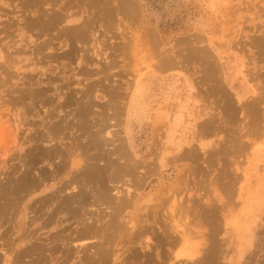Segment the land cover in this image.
Instances as JSON below:
<instances>
[{
  "label": "rangeland",
  "instance_id": "obj_1",
  "mask_svg": "<svg viewBox=\"0 0 264 264\" xmlns=\"http://www.w3.org/2000/svg\"><path fill=\"white\" fill-rule=\"evenodd\" d=\"M24 1L0 0V64L5 62L9 66L7 71H12L14 74L16 73L15 75L25 73L33 79L42 78L41 80L44 79L45 82L48 77L55 76L58 78L57 84L60 85L59 91L62 90V93L64 91L62 95L66 92L74 99L81 98L76 100L85 101L86 96L83 97V91L89 87L86 98L90 101V105H93V107L89 106L91 108L89 122L99 123L98 128L103 127L102 135L108 142L99 154L92 146H90V150L88 147L84 149V153L78 154L75 158L79 159L81 165L82 162H86L89 167L98 166L101 169L104 162L100 160H105L101 159V152L107 153L114 145L118 144V147L125 146L130 158L138 164L132 175H120L118 180L113 183L107 182L108 172L103 168V176L106 180L104 182L106 186H109L107 187L110 188L111 195L116 194L113 184L124 193L132 191L136 195V205L126 209L119 218L120 223L123 224V230H116V232L121 233L120 235L107 227L109 210L106 212V205L102 204L104 210L101 205V207L95 206L96 210L93 206L86 207V209L88 208L86 211L90 212V215L96 211L97 215L92 214V216L102 217L104 225L102 224L100 227L101 231L113 235L110 238L113 237L116 240L112 238L113 244H109L115 248V254L108 264H149L147 258L143 256L148 251L154 263L189 264L192 260L189 262L188 256L194 254L196 250L200 254L206 248L207 242H210L208 240L213 232L218 234L217 241H220V244L224 243L217 250L222 263L216 260L215 264H240L250 260H252L251 264H261L260 261H264L262 258L264 252L258 251V255L254 259H250L249 256L252 255L251 250L254 247L247 245L250 241L249 234L260 232L264 225V54L261 52L263 54L261 55L258 52L259 48L251 44L259 37H261L260 39L264 38V0H133L136 5L137 20L143 22L142 25L139 21L125 19L122 15L117 17L109 27L107 23H101L99 20V23L94 26V31L91 30L93 33L89 32L91 39L87 41V44L85 42L86 46L84 43L83 46L82 43H79V46L78 43H75L77 55L71 59L59 55L61 58L55 62L48 55L56 53L55 51L62 54L66 50L62 39L57 38L58 29L49 33V37L53 38L54 45L56 44L55 51L44 49L42 54L36 53L33 39L36 40L37 35L27 31L24 28L25 24L21 21L23 18L29 19L33 16L29 7L27 9L26 5H23L27 3ZM57 2V8L62 7L61 9H63L62 1L57 0ZM85 4V13L82 8L83 4L81 6L72 4L69 7L71 22L68 19V25L80 24V18L83 15L88 16L87 11L89 14L91 12L96 15V9L93 11L92 8H88L89 5L91 7V4ZM47 8L45 6L42 10ZM92 14L90 16H93ZM138 22L142 28L138 26ZM11 23L15 25L11 26ZM3 25L9 29L5 31L2 28ZM145 25L153 32L151 37L147 31L145 32ZM7 32L13 34H6ZM30 35L33 36L32 39H29ZM47 36L40 38L38 36L37 43L47 41ZM189 41L191 44L186 43H190ZM192 44L195 49L193 55H201V59L206 57L207 60L213 62L216 86L212 85L213 81L205 80L203 61L201 59L198 61L195 57L192 61L190 60L189 56L191 57V55L188 53L191 51L189 47H193ZM192 47L191 49H193ZM81 52L86 55L84 59H89L88 66L86 67L84 64V68L91 71V73L88 72L89 75L79 73L80 69H83V63L79 62H81L82 56H85ZM12 63L14 66H11ZM83 70L85 71V69ZM140 80H144L147 84L149 88L147 93L145 84L139 83L136 86ZM5 81H7V77L0 75V117H3L0 119V123H4L7 119L12 120V112L8 110L9 105H7L9 99L7 90L10 82H7L9 84L6 86ZM188 81L194 82L198 88L196 94L202 103L201 108L191 110L195 114L177 113L176 109L165 108V104H169L177 94L185 92L184 89ZM145 94L148 108L143 110L144 114L132 113L130 109L131 97V104L134 103L135 108L138 109L143 107L142 102H138V98L141 99ZM258 94H261L263 99H260ZM58 98L55 99L56 102ZM250 98H253L252 101ZM252 103L255 109H253ZM234 104L236 107L232 106ZM248 104L251 105V110L255 112H253V116L256 115V117L248 116L247 118L248 113L246 112L250 110ZM229 105L233 107H230L231 110L236 108L234 110L236 114L228 115L226 107L229 108ZM241 106L247 108L243 109ZM242 109L246 117L241 112ZM57 110L51 109V114L54 115L52 122L57 117L55 122L59 121L60 115L64 116L63 113L59 115V109L57 108ZM67 111L70 110L68 109L64 113L66 114ZM136 111L139 112V109ZM41 112L45 115L44 109H41ZM200 112H204L205 115H200ZM237 112H240V115H237ZM33 117H28L29 121ZM68 117L72 118V114L69 113ZM237 118L240 119V122ZM72 120L71 122H73ZM30 122L34 123L33 120ZM35 123H38L37 119ZM217 124L220 125V129L223 128L221 133L210 134L208 130L216 126L218 128ZM93 129L95 130L96 127ZM79 132L76 130L73 132L77 136L76 138H79L77 139L79 144L90 145V137ZM251 134H254L253 137ZM67 139L68 137L65 141ZM222 142L225 143L221 144ZM49 145L46 144L45 147ZM56 146L61 145L56 143ZM215 148L219 152H216ZM24 153L25 151L18 152L16 155L19 157ZM205 153L209 156H206ZM115 156L114 158H116ZM98 158L100 159L98 160ZM57 160H53V163L56 164ZM19 163V160L15 159L8 164L9 169H1L0 178L5 175L9 176L8 172H11L13 164L20 168ZM37 164L34 172L38 171V167H42V165L45 170H48L46 163L37 162ZM79 168H75V170ZM141 177L144 179L142 180ZM137 179L142 180L141 184L137 185L136 181H140ZM231 181H234L232 183L234 185H231ZM92 187L91 184H84L80 188L87 191L86 193H90L91 190H95ZM72 189L74 190L73 187H68L63 194L73 191ZM230 189L231 191H229ZM210 200L212 201L210 202ZM31 202L26 201V206ZM173 203L176 205L175 207ZM205 206H208V209L207 207L205 209ZM99 208L102 209V212ZM203 209L204 211L211 209L212 214L203 212ZM198 211H201V214ZM218 213L221 216L216 215ZM60 215L56 221L57 225L60 224L59 222L62 223L59 225L60 229L50 225L48 226L50 229L39 230V236L42 237L39 238L40 245L49 243V237H54L58 232L60 235L62 231V234L73 233L72 235H74L73 231L78 230V227L81 228L82 221L79 223L74 219L67 221L66 216ZM30 217H34V213H31ZM88 217L89 215L84 217L85 222L91 223L93 219ZM37 222L39 223L35 228L41 227L40 221ZM219 225L222 228L219 229ZM143 229L145 234L141 235ZM172 230H185L184 232H186L185 239L177 246L171 245L166 239V234L170 235ZM40 233H43L42 236ZM258 234L262 236L264 232ZM100 236L102 238V235ZM100 236L91 239L92 244L89 246L93 247L95 240L101 242L103 239L99 238ZM88 240L77 239L76 243L71 245L74 255H71L73 258L71 257L69 262H64L62 254H56L57 263L82 264L80 255L84 257L88 253L87 255L92 256L96 250L95 247L83 250L82 244L89 242ZM263 248L264 246H259L258 250ZM198 253L197 256L192 255L193 259L199 256Z\"/></svg>",
  "mask_w": 264,
  "mask_h": 264
},
{
  "label": "bare ground",
  "instance_id": "obj_2",
  "mask_svg": "<svg viewBox=\"0 0 264 264\" xmlns=\"http://www.w3.org/2000/svg\"><path fill=\"white\" fill-rule=\"evenodd\" d=\"M61 1H62L61 2L62 5L64 7L63 9H61L62 7L59 9L57 8V5H58L57 0H25L24 3L25 2H27V3L23 4L24 6L26 5L25 8L27 7V9H28V7H29V10L33 14V16L31 18H29V19L23 18L21 21H23V23L25 24V26L24 25L23 26H24V28H26L27 31L34 33L35 36L37 35V39L36 40L33 39V43H35L34 44V47H35L34 51L36 53L39 52L40 54H42L44 49L51 50L52 52L55 51V45L56 44L54 45L53 38L49 37L50 36L49 33L51 31H54V29H58L57 38L62 39V42L64 44L63 46L66 48V50L62 54L57 53V51H55L56 53H54V52L51 54L48 53L49 54L48 57L51 60H53V62L58 61L61 58V56H59V55H62L65 58H69V59H71V57H74V55H77V53H76L77 50L74 47L75 43H78V46H79V43H82V46H83V43L85 44V42L87 44L88 43L87 41L89 39H91L90 37H91V33H93V31H94V26L97 25L96 23H99L98 22L99 20L101 21V23H104V24L107 23L108 27L120 15H122V17L124 16L125 19H130L131 21H139V20H137V14L135 11L136 5H135V2L133 0H89V1L88 0H61ZM85 3L91 4V7L89 5L88 8H92L93 11L96 9L95 10L96 15L94 13L92 14L91 12L89 14V12L87 11L88 16L83 15L80 18V24L75 25V26L68 25L67 24L69 22L68 19H70V22H71V16H70L69 11H68L69 7H71L72 4L73 5L74 4L79 5V6H81V4H83L82 8H83V12H84V9H85L84 4ZM45 6H47L48 8L45 10H42V8H44ZM137 8H138V6H137ZM80 10H81V7H80ZM85 11H86V9H85ZM91 14L93 16H90ZM139 22H138V26H139ZM5 23H6V21H5ZM142 23H141V25H142ZM2 24H3V22H2ZM104 24H102V25L105 26ZM8 25L10 26V23H8ZM13 25H15V24H12L11 26H13ZM107 25H106V27H107ZM3 26H2V28H4L5 31H7L9 29V27H7V26L3 27ZM145 26H143V27H145ZM139 27H141V26H139ZM24 28L22 27L23 30H24ZM144 29H145V32L147 31L148 35H150V37H151L153 32L150 29H148L147 26ZM91 30H93V31H91ZM90 31H91V33H89ZM142 31H143V29H142ZM257 31H258V28H257ZM12 32H14V31H12ZM12 32H10V33L7 32L6 34H8V33H9V35L13 34ZM140 33H141V31H140ZM147 33H146V35H147ZM38 36H39V38L41 36H47L48 37V38H46L47 41L44 40V42H42V43L41 42L37 43V40L39 39ZM32 37L33 36L30 35L29 39H32ZM137 37H139V36H137ZM5 38H6V36H5ZM260 38L261 37L257 38V40L251 44L257 46V48H259V50H260L258 52L261 55H263L264 54V40H263L264 38L263 39H260ZM251 40H254V39H251ZM143 42H141V43H143ZM186 43L191 44V42L190 43L186 42ZM86 44H85V46H86ZM191 47H189L191 50L190 53H188L189 51L187 52L189 55H191V57L189 56L190 60L192 61L195 57L198 61H200V59L202 58L201 55H193L194 54L193 50H195L194 45L192 47L193 49H191ZM198 51H195V52L198 53ZM203 51H205V50H203ZM20 52H21V50H20ZM261 52H263V54ZM197 53H195V54H197ZM81 54L85 55V53H82V52H81ZM186 56H188V55L186 54ZM79 57H80V55H79ZM84 57H86V55L82 56L81 62H79V63H81V64L83 63V69H85V71L81 68L79 73H81V74L83 73V75H85V74L87 75L88 72L90 71L89 69L87 70V68H86L89 64V59H86V58L84 59ZM214 58H215V56H214ZM201 60L203 61V62L201 61L203 63V64L202 63L201 64L204 66L203 70L205 72V80L208 82L213 81L214 83L212 85L216 86L217 85L215 83L216 72H215V67H214L213 62L211 60H207L206 57L205 58L203 57V59H201ZM79 61H80V59H79ZM163 61H165V60H163ZM84 64H86L85 68H84ZM12 65H13V63L11 64V66ZM8 68H9V66H7V64L5 62L0 64V75H5L7 77V81H5V85L8 86L9 83H7V82H10V85L8 87L9 91L7 90V92H9L7 94V96L9 95V99L7 98L8 99L7 105H9L8 110L9 111L11 110V112H12V117H11L12 120L11 121H9L7 119L6 121H4V123H0V170L1 169L2 170L3 169H9L10 167H7L8 164L12 163L15 159L19 160L20 168L15 167L14 166L15 163H14L12 165V170H11V172H13V173L8 172L9 176L5 175V176H3V178H0V264H58L56 261V259H57L56 254H62L61 256L64 257V260H65L64 262H69L71 257H72L71 255L73 254V250H74L71 245L76 243L75 241L77 239L78 240L79 239H85V241H86L88 239H90V240L94 239L100 235H102V238H101V236L99 238L103 239L101 242L98 240H97V242H99V243H97L96 240L93 241V247L96 248L94 255L91 256V255H87L88 253H86V255L84 254L85 255L84 257L82 256L83 259L80 255L81 263L82 264H108V262L111 261L110 260L111 257L114 256V254H115V248L113 246H109V244L110 245L113 244L112 243L113 237L110 238V236H113V235H108V234L103 233L104 231H101L100 227L104 223V222L102 223V217L101 216H97V217L92 216V214H96L95 206L101 207L102 204H104V206L106 205V209H105L106 212H107V210H109L108 211L109 212V214H108L109 224L107 227L116 232V230L117 231L123 230V226H122L123 224L120 223L119 218L121 217L123 212L126 211V209H128L129 207H134V205H136V202H135L136 195H135V192H132V191L124 193L123 191H121V189L118 188V186L115 187L114 184H113V187L115 188L116 194L111 195L110 188H108L109 186L107 185L108 186L107 187L105 184L106 180H104L103 168L106 170V172H108V175L105 172V174L108 177L107 182L113 183V182H116L118 180V177H120V175L121 176L129 175V174L132 175V173H134V169L137 168L136 165H138V164H136L135 161L133 162V159L130 158V156L128 155V153L126 151L125 146L120 145V147H118L119 146V144H118V145H114L113 148H111L110 150L108 149L109 152H107V153L101 152V159L102 158L105 159V160H100V161L104 162V163H102L103 167H100V165H99V167L101 169H99L98 166L97 167L93 166L94 168L89 167L86 162H84V163L82 162V165H81L79 163V159L75 158L78 156V154L80 155L81 153H84L85 152L84 149H87L88 147L90 150V146L94 147L95 151H97L99 154V152L102 150V148H104V146L107 145V142H108L107 139H105V137L102 135L103 127L98 128V126H100L99 123L96 124V122L95 123H92V121L89 122V118L91 115V108L90 107H93V105L92 106L90 105V101L86 98L88 96L89 87L84 89V91H83V97L86 96L85 97L86 100L85 101L84 100H76V99H81V98L79 97V98L74 99L73 96H70V94H68L66 92L64 95H62L64 93V91H63V93H62V90L59 91L60 85L57 84L58 78H56L55 76L54 77L53 76L48 77L47 82H45L44 79L41 80L42 78L41 79L40 78L39 79H33L25 73H23L22 75L21 74L15 75L16 73L14 74L12 71L8 72L7 71ZM19 68L20 67H18V69ZM90 73H91V71H90ZM44 74H42V75H44ZM258 75H260V74H258ZM8 76H9V79H8ZM2 83L3 82H1V84ZM94 88H95V86H94ZM68 91H70V90H68ZM258 93H260V92H258ZM55 96H56V98L59 97L57 102L55 101V99H56ZM259 96L261 97V94ZM53 98H55V99H53ZM263 98L261 97L260 99H263ZM252 99L250 98L251 101H252ZM140 101H141V99H138V102H140ZM109 102H110L109 104H111V101H109ZM256 102H258V101H256ZM232 106H235V104ZM232 106L229 105V108L226 107L227 108L226 112L228 113V115L236 114V113H234L235 112L234 110H236V108L234 110L232 109L233 110L232 111L231 110V108H233ZM238 106L240 107V104ZM248 106H249V104H248ZM249 107H248V109L251 110V105ZM252 107H253V109H255L253 106V103H252ZM40 108L44 109L45 115L42 114ZM57 108L59 109V115L63 113L64 116L60 115L59 116L60 120L58 119L59 121L55 122L58 118L57 117L56 120L54 119L55 121L52 122V118L54 115L51 114V109L57 110ZM242 108L246 109L247 107L244 108V106H243ZM65 109L70 110V111H67V113L68 112L71 113L72 118L68 117L69 113L68 114L64 113L66 111ZM243 109L241 111L242 113H243ZM248 109H247V111H248ZM250 110L248 112H246V113H248L247 118H248V116L249 117L253 116V114L255 113L253 110H251V111ZM257 110H258V108H257ZM239 113L240 112H237V115ZM244 113H243V115H244V117H246ZM256 114L258 115V113H256ZM33 115H34V117H33ZM237 115H235V116H237ZM28 117L29 118L33 117L31 120H33L34 123H31L30 122L31 120L29 121ZM254 117H256V115H254L253 118ZM1 118H3V117H0V119ZM239 118H240V116H239ZM239 118H237V119H239ZM36 119H37L38 123H35ZM71 119H73L72 120L73 122H71ZM257 119H258V117H257ZM254 120H253V123H254ZM238 122H240V119ZM214 123H217V122H214ZM253 123L251 122V124H253ZM248 124L250 125V123H248ZM222 125H226V124H222ZM219 126L220 125H218V128H217V126L214 128H210L208 131L210 132V134L211 133L216 134L217 132H220L223 129V128L220 129ZM252 126H254V125H252ZM95 127H96V129L94 130L93 128H95ZM212 127H213V125H212ZM260 127H262V126L260 125ZM250 128H252V127H250ZM74 130L80 131L81 133H83V135H87L88 137H90V139H91V142L89 141L90 145H88V144L87 145H80L79 142L77 141V139H79V138H76L77 136L75 135V133H73ZM228 130L230 131V129H228ZM251 133H254V132H251ZM198 134H199V132H198ZM253 135H252V137H253ZM208 136H210V135H208ZM66 137H68V139L65 141ZM232 137H233V135H232ZM69 139H70V141H69ZM90 139H88V140H90ZM244 142H245V140H244ZM56 143H58V145L60 143L61 146H58L60 148H58L56 146ZM223 143H225V142H222L221 144H223ZM46 144H50V145L45 147ZM240 144H238V145H240ZM226 146H228V145H226ZM240 147H241V145H240ZM215 149H216V152H219V150L217 151V148H215ZM81 150H83V152H80ZM227 150H229V149H227ZM23 151H25V153L22 155L20 154L19 155L20 158L17 157L16 154L18 152H23ZM187 152H189V151H187ZM206 153H205V155L209 156ZM221 153H223V152H221ZM186 154H188V153H186ZM114 155H116L115 156L116 158H114ZM93 156H94V154H93ZM89 157H90V155H89ZM56 159H58V160L55 164V162L53 163V160L56 161ZM99 159L100 158H98V160ZM115 159H116V161H115ZM190 159H192V158H190ZM88 160H89V158H88ZM37 162H40L43 164L46 163L48 165V170H45L43 165H42V167H38V171L35 170L36 172H34V169H36L37 168L36 166L38 165ZM229 167H230V165H229ZM75 168H79V169L75 170ZM89 168H91V169L89 170ZM147 171H149V170H147ZM142 177H141V179L143 180L144 178H142ZM134 179H136V178H134ZM137 180H140V179H137ZM142 180L136 181V182H138L137 185H139V183L142 182ZM54 181H57V182H54ZM234 181H231V185H234V184H232L233 182L236 183V180H234ZM51 182H54V183L50 184ZM237 183H238V181H237ZM84 184H91L93 186L92 188H95V190H91L90 191L91 194L89 192L86 193L87 191L83 190L84 187L82 189L80 188ZM68 187L69 188L73 187L75 191L72 189L73 191H71L69 193L67 192L66 194H63V193H65L64 192L65 189H67ZM229 188H231V187L229 186ZM231 189L229 191H231ZM69 190H71V189H69ZM112 190H113V188H112ZM225 190H227V189L225 188ZM113 196H115V197H113ZM31 200H33V202H31ZM26 201H28V202L30 201L31 203L28 206H26ZM211 201L212 200H210V202ZM23 203H24V206H23ZM173 205H174V203H173ZM87 206H90V208H91V206H93L95 209L94 210L95 212L90 215V212L86 211L88 209V208L86 209ZM104 206H102L103 210H104ZM175 206L176 205H174V207ZM213 206H215V205L213 204ZM206 207L208 209V206H205V209H206ZM102 209H100V211ZM172 210H175V209H172ZM197 210H196V212H197ZM199 210H201V209H199ZM91 211H92V209H91ZM100 211H99V214H100ZM210 211H212V210L210 209ZM210 211L209 210L204 211V209H203V212H205V213L206 212L209 213ZM86 212L89 215L88 218L93 219V221L91 220V223H88L87 221L85 222L84 217L88 216ZM31 213H34L35 218L30 217ZM97 213H98V210H97ZM59 214L66 216L67 221H68V219L69 220L74 219L75 221H78V223L80 221H82L81 222L82 223L81 228L78 227V230L73 231V232H75L74 235H72L73 233L67 234L66 231H65L66 234H62L63 233V231H62L61 235H60L58 232V234H59V235L57 234L58 236L55 235L54 237H51V236H50L51 238L49 237V243H47V244L44 243L43 245H40L41 243L39 242V238L41 239L42 237L39 236V230L42 228L50 229V228H48V226H50V225H52L53 228H58L59 225L62 224L61 222H59L60 224L57 225V222H56ZM211 214H209V215L211 216ZM216 215H219V213ZM216 215L215 216L213 215V216L216 217ZM45 216H46V218H45ZM219 216H221V215H219ZM89 219H88V221H89ZM212 220L214 221V219H212ZM37 221H40V225H42V226L35 228V226L39 223ZM219 222H220V220H219ZM98 224H101V225H98ZM218 224H221V223H218ZM222 225H224V224H222ZM220 228H222V226H220L219 229ZM59 229H60V227H59ZM148 230H149V228H148ZM58 231H60V230H58ZM143 231H144V229L142 230V232ZM184 231L172 230L170 235L167 233L166 234L167 242H169L171 245L177 246L178 243H180L181 241H183L185 239L186 232H184ZM253 231H255V229H253ZM37 232H38V234H37ZM106 232H107V230H106ZM110 232H108V233L110 234ZM142 232H141V235L145 234V232H143V233ZM261 232H264V225H262V229L260 232L257 231V233L253 232V233L249 234L250 235V241H249L247 246L248 247L249 246L254 247V249L252 248L253 250H251L252 255L250 254V256H249L250 259H254V257L258 255V251H260L261 253L264 252V248L258 250L259 246H264V240H263L264 234L262 236H260L258 234ZM116 233H118V232H116ZM172 233H174V234H172ZM216 233H214V232L211 233V236L209 237L210 239L208 240L210 242L209 243L207 242V244H206L207 246L204 250L200 249V250H203L200 254L198 253V250H196L194 252V254H191L188 256L189 262H190V260H192L190 263L188 262L189 264H215L216 260L218 261L221 258L220 254L219 255L217 254L218 253L217 250H219L218 248L221 245H223L224 243L220 244V241L219 242L217 241V239H218L217 235L218 234L216 235ZM40 234L42 236L43 233H40ZM112 234H113V232H112ZM118 234L120 235L121 233H118ZM256 234H258V235H256ZM254 236H256L257 238H255ZM258 236H260V237H258ZM158 239H160V238H158ZM43 240H45V239H43ZM82 241H84V240H82ZM161 242H163V241H161ZM90 244H92V240L87 242V243L82 244L83 250H88L89 248H93V247L89 246ZM161 245H162V243H161ZM196 247H198V246H196ZM151 249H154V248H151ZM151 251H154V250H151ZM149 253L150 252L148 251V252L144 253V255H143L147 258V260H148L147 262H149V264H159V262L154 263L152 261L153 259L151 258V256H150L151 254L149 255ZM197 253L199 254V256L197 258L193 259L194 258L193 256H197L196 255ZM255 253H257V254L255 255ZM249 257H248V259H249ZM28 258H30V259L28 260ZM262 258H264V257H262ZM26 259H27V261H25ZM250 261L249 262L243 261L242 263H240V262L239 263L240 264H251L252 260H250ZM143 262L146 263V261H143ZM260 262H261V264H264V261L263 262L260 261ZM260 262H258V263H260ZM221 263H217V264H221ZM60 264H61V262H60Z\"/></svg>",
  "mask_w": 264,
  "mask_h": 264
},
{
  "label": "crops",
  "instance_id": "obj_3",
  "mask_svg": "<svg viewBox=\"0 0 264 264\" xmlns=\"http://www.w3.org/2000/svg\"><path fill=\"white\" fill-rule=\"evenodd\" d=\"M139 83H143L147 87V84L144 82V80H140L139 82H137L136 86ZM136 86H135V90L137 89ZM148 90H149V88L147 87L146 93L148 92ZM196 90H198V88L196 87L195 83L192 81H188V83L186 84V87L184 89L185 92H181V93L177 94L173 100H170L169 104H165V108L176 109L177 113H184V114H193L194 113L195 114V112L191 111V110L200 109L201 105H202L201 101L199 100V97L196 94ZM135 99H137V98L135 97ZM131 100H132V97L130 99V109H131L132 113L144 114L143 110H146L148 108V101L146 100V94L143 97H141L140 102H142L143 107L138 108L139 112L136 111L138 109L135 108L134 103L131 104ZM199 114L205 115L204 112H200Z\"/></svg>",
  "mask_w": 264,
  "mask_h": 264
}]
</instances>
